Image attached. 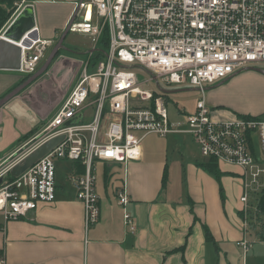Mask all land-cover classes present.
I'll return each mask as SVG.
<instances>
[{
    "label": "built area",
    "instance_id": "1",
    "mask_svg": "<svg viewBox=\"0 0 264 264\" xmlns=\"http://www.w3.org/2000/svg\"><path fill=\"white\" fill-rule=\"evenodd\" d=\"M68 23V32L86 36L91 49L45 126L11 154L0 156L3 223L55 201L56 162L68 161L65 180L83 205L87 230L99 219L95 163L127 170L129 162L140 159L141 142L149 134H189L203 158L241 167L239 201L246 214L249 198L264 187L263 169L254 155L256 140L264 154V119L215 118L205 90L240 69L264 63V0H78ZM104 34L107 43L96 58ZM17 44V71L31 75L54 41L41 39L34 25ZM136 70L145 71L144 82H155L158 89L142 88ZM159 80L167 86H195L200 91L195 111L186 114L179 109L182 121H170L164 97L168 92L159 88ZM56 136L63 139L51 151L17 177L10 175L14 165ZM116 199L123 207L124 225L133 232V218L125 209V182L117 188ZM238 244L247 251L245 237Z\"/></svg>",
    "mask_w": 264,
    "mask_h": 264
},
{
    "label": "crops",
    "instance_id": "2",
    "mask_svg": "<svg viewBox=\"0 0 264 264\" xmlns=\"http://www.w3.org/2000/svg\"><path fill=\"white\" fill-rule=\"evenodd\" d=\"M76 1L25 0L0 34L18 12L30 9L39 37L52 39V49ZM65 50L70 53L60 49L40 77L0 108V156L11 154L51 117L36 109L32 101L43 105L56 97L54 108L60 107L83 61L78 53ZM263 67L264 63L240 69L225 79L227 82L206 88V101L215 118L229 119L236 114L263 118ZM245 78L252 81L246 87ZM20 80L18 71L0 69V97ZM168 136L147 135L141 142L140 159L129 162L125 171L117 166L113 190L106 185L99 190L95 182L99 219L87 230L83 205L75 198L72 186L74 193L61 187L55 201L38 204L25 217L5 223L0 218L4 264H264V241L254 235L246 215L239 213L243 169L218 162L223 175L217 180L198 165L205 158L190 155L184 145L176 149V138ZM254 155L261 167L263 156H257L255 145ZM110 165L104 163V177ZM123 182L129 198L125 209L135 224L133 232L124 225L123 207L116 199V190ZM244 237L249 244L246 252L238 244Z\"/></svg>",
    "mask_w": 264,
    "mask_h": 264
},
{
    "label": "rangeland",
    "instance_id": "3",
    "mask_svg": "<svg viewBox=\"0 0 264 264\" xmlns=\"http://www.w3.org/2000/svg\"><path fill=\"white\" fill-rule=\"evenodd\" d=\"M24 2H25V0H17L16 1V4H17L16 7L18 8L20 5L23 6ZM63 46H64V48H61L62 53H66V54L70 53L65 49H71L74 52L78 53V56L81 57L83 60H86L87 52L91 49V42L83 34H80V33L74 32V31H69L66 34V37L63 41ZM50 50H51L50 48L47 50L46 56H48ZM42 62H43V59L41 60L40 64ZM136 71H137V74H136L137 79L139 82L142 83V85H141L142 88H144L146 90H150V91H154V90L158 89V86L155 84V82H146V83L144 82L148 78V74L145 71H141V70H136ZM261 71H262L261 73L264 74V67L261 69ZM224 81L227 82V80H224ZM242 81L244 83H246L245 87L248 86L250 83H252L251 79H249V78L242 79ZM219 83H221V82H218L217 84H219ZM159 88L168 91V93H166L164 97L166 99V107H167L168 117H169L170 121H182V116L178 112L179 109L184 110L186 112V114H192L195 111V104H196V101L198 100V97L200 96V91L195 86H190V85H181V86L169 85V86H167L163 81L159 80ZM205 91H207V89ZM54 98H55L54 100L48 99V101L44 102L43 105L37 103V101H32L31 103L34 106H36V109L40 110L43 114L49 113V115L52 116L53 113L59 108V107L54 108L57 104V101H58V99L56 97H54ZM42 99L45 100L46 97L44 96V97H42ZM248 103L251 104L250 102H248ZM218 110H221V109L218 108ZM262 115H263V119H264V114H262ZM46 122H47V120L44 121V123L41 125V127L42 126L44 127ZM36 133H34V134H36ZM34 134L27 136V137L30 138ZM181 134H179V135L172 134V135H169L167 138H170V137L176 138V142L179 145L176 147V149L179 148V150H181V146L184 145L185 148H187L190 155L192 154L193 156L203 158L201 156V154L199 153L198 147L194 144L195 141L193 140V138H191V136L187 135L186 133H181ZM29 138H27V139H29ZM27 139L22 141L19 145H21ZM145 140H143L142 143H144ZM255 142H256L255 143V150H256L257 156L259 158H261L263 156V162L261 163V168L263 169V172L261 173V175H262L261 181L264 183V180H263V178H264V154H262L260 152L258 144H257V140ZM56 166H57L56 182H57V186L59 187L57 189L60 190V188L63 187V189L65 191H67L69 193H74L71 185L65 181V174L69 170L71 163L68 161H62V162L57 161ZM117 166H118V168L119 167L121 168V166H119V165L111 164L108 168V169H110V171H107L108 174L106 177H104V169L106 168L104 166V163L101 161L96 162L95 177H96V185H97L96 187H98L97 189L100 190V187L102 188L103 185H106L109 187V191H111V189L113 190L115 183H116L115 180L117 178L115 175V173H116L115 171L118 170ZM104 178H105V181H104ZM110 187H111V189H110ZM250 202H251L250 204L252 205L250 208V212L253 213L255 210L256 201L250 200ZM241 257L242 256L240 255V258ZM240 258H239V260H240Z\"/></svg>",
    "mask_w": 264,
    "mask_h": 264
},
{
    "label": "water",
    "instance_id": "4",
    "mask_svg": "<svg viewBox=\"0 0 264 264\" xmlns=\"http://www.w3.org/2000/svg\"><path fill=\"white\" fill-rule=\"evenodd\" d=\"M33 26H34V22H33L31 10L24 9L2 31L0 35V69L13 70V71H17L19 69L21 51L17 43L20 42V40L24 37L26 32H28ZM68 29H69V23L65 27L64 31L62 32L60 38L58 39L54 47L49 52L44 63L34 73L29 75L26 78V80H24L21 84L14 87L12 90H10L8 93H6L4 96L0 98V108L8 100L16 96L26 86H28L38 77H40L46 71V69L48 68L49 64L51 63L55 55L58 53V51L61 48H64L63 40L65 39L66 34L68 33ZM28 35L30 36L32 34H28ZM62 139L63 136H56L41 143L27 156H25L19 163H17L10 169L9 172L10 175L12 177H17L25 169H27L33 163H35L39 158H41L46 153L51 151ZM1 180L2 178H0V182Z\"/></svg>",
    "mask_w": 264,
    "mask_h": 264
},
{
    "label": "trees",
    "instance_id": "5",
    "mask_svg": "<svg viewBox=\"0 0 264 264\" xmlns=\"http://www.w3.org/2000/svg\"><path fill=\"white\" fill-rule=\"evenodd\" d=\"M16 1L17 0H0V30L2 29L4 24L10 19V17L14 13V11L16 10V8H17L16 7V5H17ZM100 43H101V49H100V52H97L95 54L96 58H100L101 57V55H102L101 52L104 50L105 45L107 43L105 34L101 38ZM29 75L30 74H27V75L21 74V80L19 81V83L16 86H18L24 80H26V78ZM32 83H30V84H32ZM28 86H26V87H28ZM236 115H240V116H244V117H260L259 115H252V114H236ZM26 138H27V136H26ZM217 163L218 162L215 161L213 158H205V161L200 163V164H198V165L200 167H202L205 171H207L209 174H211L212 176H214L218 180L219 177L221 175H223V173L219 170ZM105 176H107L106 173H105ZM249 199L253 200V201H256V206H255L254 212L251 213L250 212V208H251L252 205L250 204L251 203L250 200L248 201L249 202V206H248L246 214H245L246 215L245 219L249 222V225L252 227V230L254 231V235L259 240L264 241V188L261 189V191L251 195V197ZM239 213L240 214H242V213L244 214V212L242 210H240ZM204 235H205V239L207 241H209L211 239V236L209 234V230H208V228L206 226L204 227Z\"/></svg>",
    "mask_w": 264,
    "mask_h": 264
},
{
    "label": "bare ground",
    "instance_id": "6",
    "mask_svg": "<svg viewBox=\"0 0 264 264\" xmlns=\"http://www.w3.org/2000/svg\"><path fill=\"white\" fill-rule=\"evenodd\" d=\"M12 21V20H11ZM28 37H29V35H28Z\"/></svg>",
    "mask_w": 264,
    "mask_h": 264
}]
</instances>
